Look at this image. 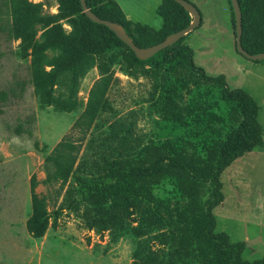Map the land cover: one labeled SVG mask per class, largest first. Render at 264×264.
Listing matches in <instances>:
<instances>
[{"label":"rangeland","instance_id":"1","mask_svg":"<svg viewBox=\"0 0 264 264\" xmlns=\"http://www.w3.org/2000/svg\"><path fill=\"white\" fill-rule=\"evenodd\" d=\"M136 1L124 0V9L119 7L125 19L159 31L162 19L156 9L162 0H143L142 5ZM22 3L31 9L24 11ZM232 13L231 7L233 20ZM21 17H26L21 25L32 40H40L46 25L42 19L71 31L67 20L60 19L57 0H0V264H132L135 244L144 239L133 231L138 217L128 216L120 226L106 230L90 229L83 216L88 204L81 181L97 180L88 176L94 174L90 172L115 151L123 152L122 147L133 155L151 144L182 141L189 154L205 157L203 141L224 140L237 127L233 104L222 97L220 87L180 66L156 74L141 65L136 76H128L121 70L124 62L119 56L106 88L99 85V73L92 68L75 96L55 86L52 103L41 106L34 93L31 58L24 56L22 40L14 32ZM187 40L201 46L197 34H189ZM225 48L226 39L218 41L203 61L212 63ZM238 55L246 63L243 83L260 105L264 140V60ZM165 96L170 97V105L162 100ZM89 104L94 106L93 118L87 122L83 115ZM198 107L202 111L196 115ZM63 141L77 145L78 159L86 165L63 185L46 184V156ZM220 182L224 200L213 210L215 232L226 233L232 242L243 241L244 259L264 258V147L235 160ZM33 193L44 200L48 212L47 229L40 238H34L26 226ZM153 193L173 208L187 202L172 179H164ZM199 198L212 199L208 184L201 186ZM150 241L152 249L167 251L156 238Z\"/></svg>","mask_w":264,"mask_h":264},{"label":"trees","instance_id":"2","mask_svg":"<svg viewBox=\"0 0 264 264\" xmlns=\"http://www.w3.org/2000/svg\"><path fill=\"white\" fill-rule=\"evenodd\" d=\"M57 2L60 19H66L71 28L69 33L64 32L60 23L42 19L46 25L40 40H32L31 34L21 25L26 17L19 18L14 29L22 40L21 51L31 58L34 93L41 106L52 103L55 86L65 88L69 97L75 96L81 80L92 68L99 73V85L106 88L113 67L122 56L121 70L132 77L141 65L149 66L156 74L162 70L171 72L174 66L185 68L199 80L220 87L222 97L233 104L234 115L239 118L237 127L224 140L203 141L205 157L195 155V152L189 154L182 141H166L148 145L140 154L133 155L126 152L127 147H122L123 152L115 151L111 157L103 159L100 167L96 166V172L88 175L97 180L81 181L83 199L88 204L83 216L89 228L106 230L109 226H120L126 217L136 215L137 225L133 231L144 239L135 244L132 264H264V258L252 261L243 258L246 248L243 241L232 242L226 233H216L213 214L224 200L221 174L235 160L264 147L262 126L257 119L259 107L254 99L241 89H230L223 75L208 76L194 64L192 49L183 43L190 32L175 44L140 61L106 26L90 21L82 12L79 0ZM85 2L99 18L121 24L133 43L141 48L161 42L192 21L190 14L174 0H162L156 9L162 19L159 31L127 21L114 0ZM238 3L242 14L243 49L249 54L264 51V0H238ZM21 7L24 11L31 9L25 3ZM232 21L234 27V18ZM43 66L51 67L50 72L44 71ZM162 100L171 104L169 96ZM93 107L89 104L84 112L87 122L93 118ZM201 111L198 107L195 114L199 115ZM77 148V145L63 141L46 156V184L63 185L75 171L82 173L86 163L78 159ZM98 177L106 182H97ZM164 179L175 181L180 195L187 199L183 206L173 208L154 195L153 190ZM207 184L212 199L202 201L199 198L201 186ZM34 185L32 179V187ZM47 225L44 200L33 193L27 230L34 238H40ZM151 237L167 251L152 249Z\"/></svg>","mask_w":264,"mask_h":264},{"label":"crops","instance_id":"3","mask_svg":"<svg viewBox=\"0 0 264 264\" xmlns=\"http://www.w3.org/2000/svg\"><path fill=\"white\" fill-rule=\"evenodd\" d=\"M118 6L123 10L124 0H115ZM192 3L200 12L201 20L197 29L190 34H197L201 46H194V43L188 42L187 36L184 44L192 49L193 62L211 77L223 75L230 89H241L249 94L254 101H257L254 91L246 86L244 81V72L242 67L246 64L235 48V29L231 17V5L229 0H187ZM138 5L143 4V0L136 1ZM127 17L129 15L127 14ZM226 39L227 48L222 50L221 56H218L210 64L203 61L204 55H211L218 41ZM224 57V58H223ZM224 60V61H223ZM264 68V65H261ZM258 114L260 105L258 106ZM259 121V120H258ZM231 166V165H230Z\"/></svg>","mask_w":264,"mask_h":264},{"label":"water","instance_id":"4","mask_svg":"<svg viewBox=\"0 0 264 264\" xmlns=\"http://www.w3.org/2000/svg\"><path fill=\"white\" fill-rule=\"evenodd\" d=\"M177 4L183 7L192 17L191 23L184 29L177 31L175 33L169 34L166 36L161 42L149 46V47H138L136 46L132 39L129 37L127 32L125 31L124 27L113 21H109L106 19H101L97 15H95L92 11L87 8L85 0H79L82 12L85 16L92 21L93 23L100 24L106 26L111 32L115 34V36L124 43L134 54V56L140 60L144 61L149 59L157 52L167 48L175 44L180 38L184 35L188 34L189 32L195 30L200 25L201 16L199 11L195 6H193L189 1L186 0H174ZM233 15H234V29H235V48L236 51L251 61H262L264 60V51L256 53V54H249L245 51L241 44V37H242V14L240 10V6L238 0H229Z\"/></svg>","mask_w":264,"mask_h":264}]
</instances>
